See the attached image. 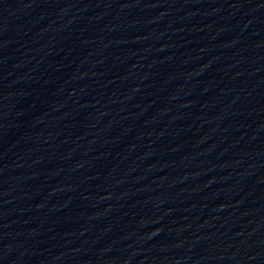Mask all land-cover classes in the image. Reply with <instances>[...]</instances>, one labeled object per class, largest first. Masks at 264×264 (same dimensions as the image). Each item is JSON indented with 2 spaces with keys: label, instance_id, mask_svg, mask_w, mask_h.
<instances>
[{
  "label": "water",
  "instance_id": "water-1",
  "mask_svg": "<svg viewBox=\"0 0 264 264\" xmlns=\"http://www.w3.org/2000/svg\"><path fill=\"white\" fill-rule=\"evenodd\" d=\"M0 264H264V0H0Z\"/></svg>",
  "mask_w": 264,
  "mask_h": 264
}]
</instances>
